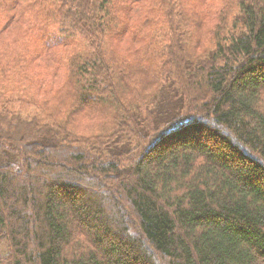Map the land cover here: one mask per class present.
Instances as JSON below:
<instances>
[{
	"label": "trees",
	"instance_id": "obj_1",
	"mask_svg": "<svg viewBox=\"0 0 264 264\" xmlns=\"http://www.w3.org/2000/svg\"><path fill=\"white\" fill-rule=\"evenodd\" d=\"M219 2H24L43 48L83 47L40 94L31 31L0 41V264H264V0Z\"/></svg>",
	"mask_w": 264,
	"mask_h": 264
},
{
	"label": "rangeland",
	"instance_id": "obj_2",
	"mask_svg": "<svg viewBox=\"0 0 264 264\" xmlns=\"http://www.w3.org/2000/svg\"><path fill=\"white\" fill-rule=\"evenodd\" d=\"M25 1L26 0L20 1V3L17 4L16 9L11 11L8 15L0 12V20L5 23L3 29L0 25V41H11L15 37H22L23 30H27L28 32L31 31V42L36 52V58L31 64V69L40 72V77L35 80L33 88L40 94H50L54 91L53 89L61 83V72L63 71L62 67L64 65L63 59H66L68 53L73 50L80 51L83 47V41L77 38V40L73 42L72 40L64 38L50 47L43 48L38 38L32 33V27L29 29L24 22L22 24L16 23L19 9H22ZM208 1L210 3V0ZM219 4V0H211L210 6L212 10H214L219 7ZM147 10L148 5L143 1L133 5V11H131L132 13L129 16V19L126 20L123 18L120 22V27H123L125 24L127 25L126 32L123 35L124 37L122 36L121 39L115 37L107 43L106 53L109 59L117 56L118 53L123 56H128L130 51L138 49L143 44L142 39L133 37L132 31L146 17ZM13 13L14 18L9 20ZM141 18L142 20H140ZM54 73L58 74L54 76ZM147 93V101H150L158 94V88L152 86ZM100 122L101 119L95 115H86L82 120L85 132L97 129Z\"/></svg>",
	"mask_w": 264,
	"mask_h": 264
}]
</instances>
